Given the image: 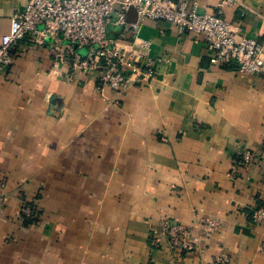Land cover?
I'll return each instance as SVG.
<instances>
[{
  "label": "crops",
  "instance_id": "1",
  "mask_svg": "<svg viewBox=\"0 0 264 264\" xmlns=\"http://www.w3.org/2000/svg\"><path fill=\"white\" fill-rule=\"evenodd\" d=\"M174 1L198 12L221 2ZM26 4L0 0V38ZM221 16L237 35L264 38V0L223 4ZM112 35L149 40L160 59L152 79L119 96L96 89L98 72H73L27 38L0 71V264H174L163 241L150 245L163 217L217 220L210 233L193 228L185 264L217 254L264 264V226L249 220L264 205V159L237 160L241 148L264 147V76L210 63L202 37L167 21Z\"/></svg>",
  "mask_w": 264,
  "mask_h": 264
},
{
  "label": "built area",
  "instance_id": "2",
  "mask_svg": "<svg viewBox=\"0 0 264 264\" xmlns=\"http://www.w3.org/2000/svg\"><path fill=\"white\" fill-rule=\"evenodd\" d=\"M234 0H221L218 9L198 12L185 2L174 0H27L22 11L10 18L8 31L0 38V71L13 61L14 47L24 39L45 44L56 63H68L73 72H98L96 89H110L120 95L130 85L152 79L156 73V59L150 54V41L135 38L129 45L116 41L114 26L137 34L145 20H162L174 24L181 31L194 33L208 44L212 64L227 65L234 62L239 71L264 76V38L239 36L221 16L223 4ZM134 9L136 20L126 19ZM84 49L82 53L80 49ZM118 104V99L114 100ZM264 159V147L259 152L241 148L237 160L249 165ZM4 208V194L0 193V212ZM20 215L29 221L35 215L30 204H24ZM249 220L264 226V205L251 209ZM160 230L152 235L150 245L160 246L163 241L174 264H185L183 254L193 250L197 238L193 228L210 233L218 226L210 217L196 219L192 226L172 217L159 220ZM264 252V242L260 244ZM213 264L228 262L225 254H217Z\"/></svg>",
  "mask_w": 264,
  "mask_h": 264
}]
</instances>
